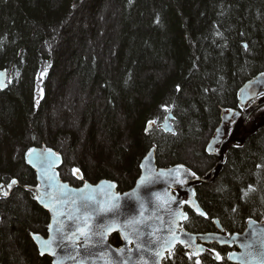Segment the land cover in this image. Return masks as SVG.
I'll return each mask as SVG.
<instances>
[{"label": "trees", "instance_id": "trees-1", "mask_svg": "<svg viewBox=\"0 0 264 264\" xmlns=\"http://www.w3.org/2000/svg\"><path fill=\"white\" fill-rule=\"evenodd\" d=\"M0 70L12 76L0 91V183L18 181L0 195V264H51L30 237L47 236L49 215L27 150L61 154L60 175L75 187L110 180L127 192L152 149L158 168L207 174L221 115L237 118L240 90L264 73V0H0ZM169 112L173 133L159 128ZM263 113L226 147L216 179L195 187L207 216L185 207L186 231L215 232L218 220L235 234L264 222ZM110 243L120 246L118 235ZM229 250L199 259L233 264ZM185 251L163 264H194Z\"/></svg>", "mask_w": 264, "mask_h": 264}, {"label": "water", "instance_id": "water-1", "mask_svg": "<svg viewBox=\"0 0 264 264\" xmlns=\"http://www.w3.org/2000/svg\"><path fill=\"white\" fill-rule=\"evenodd\" d=\"M4 71L6 70H0V72ZM10 77H12L11 74H8V72L6 71V76L4 77L5 83L8 82V79ZM6 89L7 88L0 91H5ZM242 89H244V92L240 90L238 96L239 105L242 109L241 114L234 119L235 112L233 110L224 111L221 115V122L219 128H217L219 129V132H217L216 130L213 137L211 138V141L208 142V144H213V148L210 154L216 156L217 164L207 174L201 177H193L189 174V172L185 171L190 169L182 165L183 168L180 171L181 173H183V175H179L178 178L181 180H185L186 182L183 184L176 183L174 181L177 178V174L174 172L172 175H168L167 172L169 169L176 170L178 166H181V164L169 168H158L156 166L155 151L154 149H152L149 152L151 153V156H149L148 153L145 158H143V160L141 161L139 167V178H137V181H135L134 186L127 192H119L117 190V184L114 181L110 180H102L96 183L83 182V185L75 187L70 185L68 182H65L60 175V169L64 164V159L61 154L51 149L53 152L56 153L57 157H59V160L53 165L51 170L47 172V175H45L38 168L33 167L31 164L28 163L26 158V153L28 152L27 150L24 156L25 161L29 168H31L35 172L37 181L40 184L37 188V195H39L44 201H49L51 197H61L64 201H66V203L58 205L57 207L59 208V210L76 214L75 208L79 204L81 194L75 190L83 189L84 185L88 184L91 186V188L85 189V192L93 193L96 200L100 201L101 203H104L110 201L113 197H118V202L120 204L118 216L113 217L109 215L104 217H97L96 221H90L93 226H95L101 221L103 223H109L113 219H116L118 222H123L124 220L131 218H140V212L142 210L140 207V201H142L144 204V223L140 226V231L142 234L141 242L145 245H147L151 240H159L160 242H162L164 239H168V221L175 218L177 219V224L179 225V227L176 228V231L182 239L188 240L189 236L195 237L196 244L203 245L205 249V246L210 244H216L220 247L235 248V250L230 253L236 254L237 258L233 260L228 259L233 264H241V262L243 261H246L247 264H259L260 258L256 256H248V250L243 245L254 240L256 241L255 247L257 249L260 247V242L264 240V222H257L251 220L247 223L248 226H246V229L242 233L226 235L223 226H221L218 220H215L214 225L216 227L217 233L195 234L190 233L183 228V223L186 220L176 218L171 215L168 211V209L170 208L172 210V213L182 212L187 214V212L185 211V207H188L195 214L199 215L196 212L195 207H193V203L197 205L199 209L204 211L196 199L195 187L202 184H209L216 179L222 169V166L224 165L226 147L231 144H240L239 135L242 132H246L247 121L251 118L253 114H255L256 111L264 107V96L259 95L261 91H264V77L259 75L258 77L246 83ZM172 120L173 115L171 112H169L165 117L163 123L159 125V128L166 133H173L174 129L172 125ZM231 123H233L232 129L227 135L226 127ZM261 124H264V113L262 114ZM165 125H167V129L165 128ZM259 126L260 124H256V127ZM151 129L152 127L148 130ZM31 148H35L40 151H46L47 149H50L46 148V146L44 145L35 146ZM161 170H163L166 174L160 175ZM190 172L192 171L190 170ZM49 177H52V179H49ZM141 177L146 178L145 184L143 186L140 185ZM65 184L68 185V190L66 191V193H64V190L60 188L61 185ZM133 192L139 193L140 201L130 195ZM170 198H174L175 202H172ZM73 200L77 201V205L72 204ZM165 200L169 201L167 205L163 203ZM36 201L39 204L40 208L43 209L49 215V224H51L53 213L48 208H46L43 203H41V200L36 199ZM187 216L189 215L187 214ZM157 217H159L160 219H157ZM203 218H205V216H203ZM58 220L63 221L64 224H70L73 229L75 228V224H72V222L68 221L66 216L58 217ZM161 221H163V223H161ZM58 227H61V224H53V231L50 233L48 228L46 237L39 235L42 239L45 240L49 238L53 239L52 247L54 250L57 251L56 257H53L51 254H45L43 256L40 255L38 248L39 241L34 239V234H31L30 237L35 245L34 247H36L39 256L42 258H49L51 264H55V261L57 259L62 260L63 264H78V261L81 259L80 256H77L75 260L69 259V256L76 255L75 250L71 246L70 242H66L68 243V247L63 250L56 248V244L59 240L60 235V233L56 232V229ZM157 229H163V231H155V235H150V233H153L154 230ZM209 234H211V236L213 237L212 239H201V237L208 236ZM113 235H118L121 243L120 246H114L110 243V237ZM220 240L227 241L228 243L221 244L220 242H218ZM108 243L112 248L134 247V245H126V242L123 241L119 232H112L108 237ZM178 246L183 247L182 245L177 243L175 248ZM112 255L113 258H119L116 257L115 253H113ZM125 255H127V253H125ZM137 255L138 254L133 255V260L137 259ZM144 256L146 257V259L149 260V264H151L152 258L149 256V254L144 253ZM87 264H104V260L100 259L99 257H90L87 261Z\"/></svg>", "mask_w": 264, "mask_h": 264}, {"label": "snow or ice", "instance_id": "snow-or-ice-1", "mask_svg": "<svg viewBox=\"0 0 264 264\" xmlns=\"http://www.w3.org/2000/svg\"><path fill=\"white\" fill-rule=\"evenodd\" d=\"M75 7V5L73 6ZM245 50H247L248 45H244ZM6 76V71L0 72V90H4L7 88L8 84L5 83L4 77ZM261 76L264 77V73H261ZM12 81L9 80L8 83ZM177 91L181 89L177 86ZM244 92V89H241ZM259 95L264 96V91H261ZM39 103V101H37ZM167 105L164 106L165 110H167ZM156 121H149L146 127V131L151 128ZM167 129V125H165ZM219 132V129H217ZM213 148V144L209 143L207 146V150L211 152ZM151 156V153H149ZM26 158L29 164L33 167L38 168L41 172L47 175V172L51 170L53 165L58 162L59 157H57L56 153L53 152L51 149H47L46 151H40L35 148L28 149L26 153ZM143 166V165H142ZM259 167V166H258ZM183 166H178L176 170L169 169L167 174L172 175L174 172L177 174V178L174 182L176 183H185V180H181L178 178L179 175H183L181 173V169ZM189 172V174L195 177L194 172H190V170H185ZM79 172L78 169H73V174H77ZM163 170H161L160 175H164ZM82 179V177H79ZM52 179V177H49ZM145 177H141L140 185L143 186L145 184ZM18 181L16 179H11L6 185L0 183V195L7 197L9 191L16 185ZM60 188L64 190V193L68 190V185H61ZM91 188L90 185L85 184L83 189H78L80 195L79 204L77 205V201L73 200L72 204L77 205L75 208V213L60 211L57 207L58 205L65 204L61 197H51L49 201H44L41 199L39 195L36 196V199L41 200V203L44 204L46 208H48L52 213V223L49 224V232L53 231V224H61V227L56 229L57 233H60L59 240L56 244V248L63 250L68 247V243L70 242L71 246L75 250V256H69V259L75 260L77 256H80L81 259L78 261V264H87V261L90 257H99L100 259L104 260V264H149V260L146 259L144 253H148L149 256L152 258L151 264H162V261L174 260V249L177 243L183 246L185 251V255L188 257L190 261L193 260V257H197L195 259L194 264H201V260L199 257L206 251H209L210 254L214 253V259L216 260H223L220 252L215 251V249L207 250L204 248L203 245L196 244V238L189 236L188 240H184L180 237L176 228L179 227L177 224V219H172L168 221L169 227L167 229L168 239H164L162 242L159 240H151L147 245L141 242V231L140 226L143 225L144 220V204L140 201V196L138 192H133L130 194L132 197L136 198L140 201V218H131L124 220L123 222H118L116 219H113L109 223H103L102 221L97 223L93 226L90 221H96L97 217H104V216H113L116 217L119 215L120 204L119 198L113 197L110 201L101 203L100 201L96 200L95 196L91 192H85V189ZM247 195V193H245ZM172 202H175L174 198H170ZM165 205L169 203L168 200L163 202ZM193 207H195L196 212L200 216H207V214L199 209L197 205L193 203ZM169 213L176 218L187 220L188 216L186 213L182 212H175L172 213V210L168 209ZM235 211V209H233ZM67 217L68 221L75 224V228L70 224H64L63 221L58 220V217ZM157 219H160L157 217ZM163 223V221H161ZM155 231H163V229L154 230L153 233L150 235H155ZM112 232H119L123 241L126 242V245H134V247H120V248H112L108 243V237ZM95 238V239H94ZM134 238V239H133ZM213 237L211 234L205 237H201V239H212ZM34 239L39 241V254H51L53 257L57 256V251L53 249V239L49 238L47 240L42 239L38 234H34ZM221 244H227V241L220 240L218 241ZM256 241H251L245 245H243L247 250V255L252 257L256 256L259 257V264H264V240L260 242V247L257 249L255 247ZM113 253H115L118 259L113 258ZM127 253V255H125ZM137 255V259L133 260V255ZM236 254L230 253L228 255L229 260L236 259ZM55 264H63L62 260L57 259ZM241 264H247L246 261L241 262Z\"/></svg>", "mask_w": 264, "mask_h": 264}, {"label": "flooded vegetation", "instance_id": "flooded-vegetation-1", "mask_svg": "<svg viewBox=\"0 0 264 264\" xmlns=\"http://www.w3.org/2000/svg\"><path fill=\"white\" fill-rule=\"evenodd\" d=\"M256 112H257V111H256ZM256 112H255V113H256ZM247 122H248V121H247ZM231 124H233V123H231ZM231 129H232V126H231L229 132L226 131V134H227V135L230 133ZM247 132H248V131H247V129H246V132H245V133H247ZM242 133H244V132H242ZM245 133H244V134H245ZM239 139H240V135H239ZM223 229H224V228H223ZM215 230H216V228H215ZM224 231H225V230H224ZM209 233H217V230H216L215 232H209ZM225 234H226V235H231V234L227 233L226 231H225ZM120 244H121V243H120ZM205 247H206L207 250L215 249V251H217V252H219V250H220L221 248H227V247H220V246H218V245H216V244L206 245ZM227 249H230L229 252H227V258H228L229 253L232 252L233 250H235V248H227ZM208 253H209V251H206L204 254H208ZM204 254H203V255H204ZM209 254H210V253H209ZM211 255L214 257V253L211 254ZM201 256H202V255H201ZM201 256H200V257H201ZM214 260H216V259H214ZM216 261H217V260H216Z\"/></svg>", "mask_w": 264, "mask_h": 264}]
</instances>
